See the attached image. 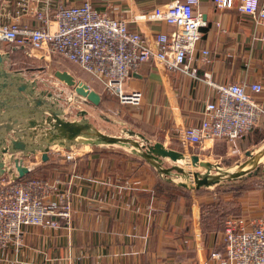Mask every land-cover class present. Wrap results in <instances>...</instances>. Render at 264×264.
Masks as SVG:
<instances>
[{
    "label": "crops",
    "instance_id": "crops-1",
    "mask_svg": "<svg viewBox=\"0 0 264 264\" xmlns=\"http://www.w3.org/2000/svg\"><path fill=\"white\" fill-rule=\"evenodd\" d=\"M3 1L0 0V5ZM50 1L53 5H69L81 0ZM173 1L92 0V3L111 16L130 21L129 26L138 30L148 45L154 46L156 34L169 36L172 27L164 22H132L131 17L134 13ZM6 7L9 14L0 16L4 22L13 20V3ZM195 11L204 24L200 27L201 36L187 68L168 70L159 62H143L124 81L126 90L141 91L140 104L114 107L105 103L107 109H120L121 123L128 130L141 134L147 144L158 142L166 149L181 153L178 127L198 124L204 104L216 95L215 89L203 77L204 72L218 83L259 81L264 84L263 24L239 11L238 0H231L230 5L221 9L216 8L212 0H199ZM17 22L29 27L38 26L31 14L19 17ZM201 49L209 51L208 61L200 58ZM0 56L4 58L0 68L15 78L14 84H26V90L18 93L23 100L30 99V87L35 91L34 96L40 93L46 101L54 100L42 85L47 80L43 74L44 63L50 57H43L39 50L15 47L5 41H0ZM55 58L51 65H55ZM56 72L66 71L59 67L53 72L58 81L65 83ZM95 88L92 89L101 101L102 94ZM260 98L264 102V91ZM99 103L94 105L98 107ZM61 115L70 120L80 118V115L66 117L63 109ZM8 135L14 137L12 131ZM221 140L227 141L208 139L202 147L208 150ZM44 147L39 145L27 152H6L2 175L10 170L9 176L19 177V167L27 171L23 176L32 170L45 171L47 179L44 180L58 182L55 193H68L72 216L68 221L53 216L59 222L58 227L24 226L18 247L0 248V264H220L209 255L213 250L223 249V227L227 218L221 219L219 214L224 206L226 211L237 214L229 217L246 226L252 219L264 215V185L241 187L243 183L226 186L223 183V188L214 189L223 181H237L248 174L259 158L247 165L249 158L236 169H222L216 175L208 172L207 177L223 179L188 190L187 186L168 183L166 177L169 174L157 171L139 150L133 148L82 142L68 147L58 144ZM69 150L74 152L72 160L64 157ZM157 158L162 165L167 158L172 161L169 157ZM198 160L208 163L207 167L211 168L210 161L199 157ZM246 169L238 177L228 178L230 173ZM161 184L179 186L188 191L187 197L178 202L169 200L160 194ZM49 200L55 201L56 195L52 194Z\"/></svg>",
    "mask_w": 264,
    "mask_h": 264
},
{
    "label": "built area",
    "instance_id": "built-area-1",
    "mask_svg": "<svg viewBox=\"0 0 264 264\" xmlns=\"http://www.w3.org/2000/svg\"><path fill=\"white\" fill-rule=\"evenodd\" d=\"M218 9L230 5L231 0H212ZM37 2V4H36ZM4 0L0 16L9 14L6 5L13 3V20H0V41L15 47L39 50L43 57L58 56L70 61L113 93L122 104L138 106L142 100L139 90H126L124 81L130 72L143 62L161 63L168 70L187 68L200 39L204 24L195 11L199 0H175L164 6L134 13L132 22H164L172 30L169 36L157 33L154 46L148 45L142 34L129 26L127 19L111 16L97 9L92 0L78 4L53 5L50 0ZM238 9L264 26V0H238ZM31 14L38 26L29 27L17 22ZM264 40V31L261 35ZM200 58L208 61L209 51L199 50ZM205 80L215 89L214 99L206 101L198 124L179 126L177 139L184 156L189 148L202 145L205 140L232 141L257 126L264 117V102L260 94L264 84L254 82L218 83ZM65 158L73 159L67 151ZM58 182L35 177L0 179V248L18 247L23 227L40 225L58 227L53 216L68 221L72 204L66 191L55 193ZM194 189V188H190ZM52 194L56 200H49ZM210 258L220 264H264V215L252 219L246 226L234 217L225 220L223 249L213 250Z\"/></svg>",
    "mask_w": 264,
    "mask_h": 264
},
{
    "label": "water",
    "instance_id": "water-1",
    "mask_svg": "<svg viewBox=\"0 0 264 264\" xmlns=\"http://www.w3.org/2000/svg\"><path fill=\"white\" fill-rule=\"evenodd\" d=\"M4 58L0 56V63ZM56 76L67 85L73 86L79 96L93 104H98L100 96L82 82H75L73 77L67 72H56ZM15 79L11 74L0 68V177L5 171L3 156L8 151L33 149L39 145H44V149L51 144L68 147L75 143H87L100 146H114L119 148H133L139 150L140 155L149 161L160 173L171 174L172 171L180 173L184 177L188 176V171L177 164L164 167L157 156L169 157L172 161L183 160L184 154L172 149L164 148L160 143L147 144L144 137L132 130H126L124 135L109 134L95 127L85 116L86 111H79V119H65L62 117V109L54 100L46 101L42 94L34 96L33 87H30V99L23 100V96L18 93L26 90L25 83L14 84ZM12 85H16L15 87ZM13 132L14 137L8 135ZM264 151V150H263ZM262 153V152H261ZM260 153V154H261ZM249 154L248 152L246 153ZM252 155L248 163H254L259 155ZM46 158L44 155L43 159ZM192 163L199 162L194 154L191 155ZM19 174L23 176L26 169L19 167ZM246 170L230 173V178L238 177ZM195 188L207 186L219 182L223 178L220 176L207 177L201 173L193 172ZM179 186H187L184 182H177ZM189 186V185H188ZM187 186V187H188ZM191 188V187H190Z\"/></svg>",
    "mask_w": 264,
    "mask_h": 264
},
{
    "label": "rangeland",
    "instance_id": "rangeland-1",
    "mask_svg": "<svg viewBox=\"0 0 264 264\" xmlns=\"http://www.w3.org/2000/svg\"><path fill=\"white\" fill-rule=\"evenodd\" d=\"M54 58L56 61L54 63L55 65H51L50 63L54 61ZM44 64L47 71L45 70V73L43 74L46 75L44 79L47 80L45 83L42 84L43 88H46L48 91H50L51 93L50 96H52L54 98V101L57 103V105H59L60 108H62L63 111H65L66 117L68 118H75L76 116L78 117L79 111L84 109L87 111L86 116L89 117L92 120V122L94 121L93 123L94 124L96 123L95 125L98 126V129L100 128L101 131L115 135L126 134L127 132L126 130H128V127L122 124L121 121L119 120L121 114L118 111L120 109L114 110V108L111 109L110 107L109 109H107V105L110 106L111 104H107V105L105 104L108 100H111L110 97L117 100L118 98L113 93L107 91L99 79L94 78L89 73L82 70L76 64L61 59L58 56H54V55L50 56L49 61H46ZM59 67H61L66 72L71 74L76 83L82 82L86 84L88 86V89L90 90H93L92 89L93 87L97 88V90L102 94V99L98 107L94 104H91V102H88L86 97L79 96L74 90L73 86H67L65 83L58 81V79L54 76L53 72L56 69H59ZM107 97L109 98L107 99ZM117 102L119 105H131V104H122L119 102V100ZM112 106L115 107L116 104L112 103ZM263 150H264V117L261 118L257 126L252 128L250 131H248L245 135L241 136L240 138H237L232 141H223V140L216 141L214 145H212L211 148H209L208 150L204 149L202 145L189 148L188 156H191L192 154H196L201 160L210 161L211 168H209V174L216 175L222 172V169L234 170L237 168L239 164L241 165L244 161L249 160V158L252 155L260 154L262 152L259 155L260 157L259 160L260 159L261 160L257 161L255 166L248 174H244L237 181L235 180L233 182L232 180H230V182L227 180L223 181L218 185H216L214 189H218L221 187L223 188V183H226L224 184L225 186L228 185V183L230 184L243 183V186L241 187H255L257 185L260 186L264 185V151ZM247 152L249 153L248 155L246 154ZM6 159L8 161L9 158ZM67 160H72V159H67ZM167 161H169V165L177 164L184 169L188 168L184 160L178 162H172L167 158ZM167 161L164 162L163 166H169ZM190 169L197 170V172L199 173L204 170V168L199 164V162L197 164H194L193 167H190ZM9 171L10 170H8L6 175H2L0 179L2 178L6 179V176H9ZM38 174L39 176L45 177L46 172L38 170ZM163 176L165 177V175ZM166 180L168 183H177V182H184L186 184L188 183L186 177H184L180 173H176L175 171H172L171 174H169L166 177ZM187 189L189 190L190 186H188ZM184 191L186 192V194L188 193L187 190Z\"/></svg>",
    "mask_w": 264,
    "mask_h": 264
},
{
    "label": "trees",
    "instance_id": "trees-1",
    "mask_svg": "<svg viewBox=\"0 0 264 264\" xmlns=\"http://www.w3.org/2000/svg\"><path fill=\"white\" fill-rule=\"evenodd\" d=\"M109 97H107L108 99ZM111 100H108L106 102V104H111L110 102L112 101L113 103H115L116 105H118V100L117 99H114V98H111ZM112 105V104H111ZM27 177H35V178H41V179H47L45 177H42V176H39L38 174V170H34V171H30L29 173L26 174ZM160 194L164 197H166L167 199L169 200H175V201H179V199H181L182 197H187V194L186 192L178 187V186H169V185H164V184H161L160 185ZM237 215L236 213L234 212H231V211H226L225 210V206H224V210L220 211V218L221 219H226L228 218L229 216H235Z\"/></svg>",
    "mask_w": 264,
    "mask_h": 264
},
{
    "label": "bare ground",
    "instance_id": "bare-ground-1",
    "mask_svg": "<svg viewBox=\"0 0 264 264\" xmlns=\"http://www.w3.org/2000/svg\"><path fill=\"white\" fill-rule=\"evenodd\" d=\"M185 158L183 159L184 161H185V163L187 164V167L188 168H185L187 171H188V176H186V178H187V184L190 186V187H192V188H195V183H194V177H193V172H195V171H197V170H191L190 169V167H193L194 166V164L192 163V159H191V156H188V155H186V156H184ZM261 160V159H260ZM259 160V161H260ZM198 163V162H197ZM196 163V164H197ZM247 165H250V163H248ZM203 168H204V170L203 171H201L200 173L202 174V175H206V176H208V172H209V168L205 165V164H202L201 165Z\"/></svg>",
    "mask_w": 264,
    "mask_h": 264
}]
</instances>
